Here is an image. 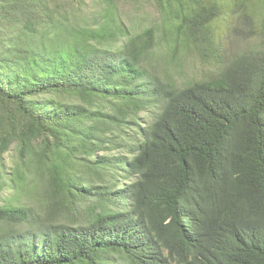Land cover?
Returning a JSON list of instances; mask_svg holds the SVG:
<instances>
[{"label": "trees", "instance_id": "obj_1", "mask_svg": "<svg viewBox=\"0 0 264 264\" xmlns=\"http://www.w3.org/2000/svg\"><path fill=\"white\" fill-rule=\"evenodd\" d=\"M121 1L0 0V264H264V0H147L134 33ZM228 19L260 47L226 57ZM183 53L217 68L180 85Z\"/></svg>", "mask_w": 264, "mask_h": 264}, {"label": "rangeland", "instance_id": "obj_2", "mask_svg": "<svg viewBox=\"0 0 264 264\" xmlns=\"http://www.w3.org/2000/svg\"><path fill=\"white\" fill-rule=\"evenodd\" d=\"M63 2H70L72 6L74 5L75 8H78V19H92L101 7V0H63ZM227 8L228 10L232 8V2H228ZM120 11L123 14H128V17H133V19H129L128 17L124 19V22L131 26V28L133 29L132 33L142 31L143 28L153 24V22L157 18L156 11L153 10V7L149 6L147 0H140L139 7H137L136 4H133L126 0H122L120 2ZM262 12L263 10L261 11V15ZM230 26L233 27L232 30L230 29ZM219 28L221 30L220 38L222 41L223 49L226 57L228 58L245 51H250L253 49L257 50L260 47V38L253 34L251 30H249L245 19H237V22L236 19H233L230 22L228 19V21L221 22ZM162 53L163 49L157 47L156 55L160 56V54ZM178 62H180V65H178ZM166 65V62L160 61L157 68L163 71V69L167 67ZM168 66V73L172 74L175 77V80H177V83L180 85L191 80L204 77L205 72L217 68V65L201 63L197 57L191 56L190 54L186 53L182 54V60L177 61L175 65L168 64ZM11 154H14L13 149L12 151L9 150L3 155V158H5L7 162L8 168H10L11 166L10 158H14ZM37 187L39 188L38 185ZM15 192L16 191L12 188H4L0 192V204L8 198H13ZM46 194L47 193L45 192L42 193L39 200L36 197V194L28 195V197L26 194H24L20 197V202H22L26 208L30 206L32 208V212L36 215V218H38V220L33 221L35 222L32 223L33 226H35L36 224L43 226L45 224V217H47V208L44 203H47L48 200ZM54 217L57 219V221H59L60 219L66 220V218H64L65 211H63L62 213L60 212L59 214L57 213ZM28 225L29 222H21L20 224H3V230L16 229V232H19L23 229H26ZM170 264L182 263L173 259Z\"/></svg>", "mask_w": 264, "mask_h": 264}, {"label": "clouds", "instance_id": "obj_3", "mask_svg": "<svg viewBox=\"0 0 264 264\" xmlns=\"http://www.w3.org/2000/svg\"><path fill=\"white\" fill-rule=\"evenodd\" d=\"M189 255H190V258H193V252L190 250L189 251ZM177 261H180L182 264H183V261H182V259L180 258V260H177Z\"/></svg>", "mask_w": 264, "mask_h": 264}]
</instances>
